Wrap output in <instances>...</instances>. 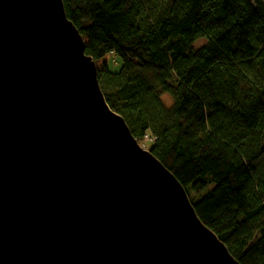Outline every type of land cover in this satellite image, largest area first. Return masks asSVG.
I'll use <instances>...</instances> for the list:
<instances>
[{
	"label": "water",
	"instance_id": "1",
	"mask_svg": "<svg viewBox=\"0 0 264 264\" xmlns=\"http://www.w3.org/2000/svg\"><path fill=\"white\" fill-rule=\"evenodd\" d=\"M84 48L63 0H0V264H240Z\"/></svg>",
	"mask_w": 264,
	"mask_h": 264
},
{
	"label": "trees",
	"instance_id": "2",
	"mask_svg": "<svg viewBox=\"0 0 264 264\" xmlns=\"http://www.w3.org/2000/svg\"><path fill=\"white\" fill-rule=\"evenodd\" d=\"M63 7L109 107L137 141L153 138L145 147L234 259L264 264V0H63ZM108 55L121 60L119 71ZM164 93L173 105L160 100Z\"/></svg>",
	"mask_w": 264,
	"mask_h": 264
},
{
	"label": "rangeland",
	"instance_id": "3",
	"mask_svg": "<svg viewBox=\"0 0 264 264\" xmlns=\"http://www.w3.org/2000/svg\"><path fill=\"white\" fill-rule=\"evenodd\" d=\"M204 42H205L204 38L197 39L196 41H194L193 48L195 49L196 47L203 45ZM108 58L112 59L111 60L112 62H110V69L115 71V72L119 71L121 60L116 58L113 55H108L107 59ZM160 100L168 107L173 105V102H174V100L172 99V97L168 93H164V95H161ZM138 143L143 148H146L145 145L143 146V143L141 141H138ZM206 191H203L200 194V196L197 197V199H200L201 195L204 194ZM188 197L190 198L191 196H188Z\"/></svg>",
	"mask_w": 264,
	"mask_h": 264
},
{
	"label": "built area",
	"instance_id": "4",
	"mask_svg": "<svg viewBox=\"0 0 264 264\" xmlns=\"http://www.w3.org/2000/svg\"><path fill=\"white\" fill-rule=\"evenodd\" d=\"M152 140H153V138L151 136H149V134H144V138L141 142L143 143V146H144V142H146V141L150 142Z\"/></svg>",
	"mask_w": 264,
	"mask_h": 264
}]
</instances>
